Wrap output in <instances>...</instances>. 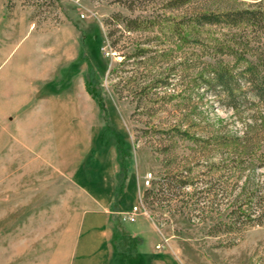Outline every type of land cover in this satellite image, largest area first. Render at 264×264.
I'll list each match as a JSON object with an SVG mask.
<instances>
[{
  "label": "rangeland",
  "instance_id": "374dc122",
  "mask_svg": "<svg viewBox=\"0 0 264 264\" xmlns=\"http://www.w3.org/2000/svg\"><path fill=\"white\" fill-rule=\"evenodd\" d=\"M171 1L0 0V264L75 263L87 208L97 204L86 174L99 171L98 153L114 171L113 148L124 178L117 199L129 178L114 214L139 228L148 253L125 264H264V101L246 83L237 108L195 86L211 61L237 72L246 61L239 53L263 55L264 21L205 25L186 40L171 27L192 11L260 0ZM126 18L145 19L146 28L130 30ZM225 39L236 55L213 48ZM139 47L150 52L123 63ZM130 78L168 84L159 81L137 108ZM181 171L195 185L144 200L146 188L157 191L156 181ZM195 187L213 190L191 197ZM249 191L263 221L227 231L236 195L249 204Z\"/></svg>",
  "mask_w": 264,
  "mask_h": 264
},
{
  "label": "trees",
  "instance_id": "16d2710c",
  "mask_svg": "<svg viewBox=\"0 0 264 264\" xmlns=\"http://www.w3.org/2000/svg\"><path fill=\"white\" fill-rule=\"evenodd\" d=\"M187 1L189 0H172L171 5L173 7H178L187 3ZM255 6V8L245 7L238 9H225L222 11H215L209 9L192 11L190 14H185L181 16V18L172 21V34L178 35L181 38L180 40H186V38H188L193 31H197L199 34L200 30L205 25L226 24L228 26H246L248 24L258 22L261 19H263L264 21V0H260L255 4ZM144 24L145 19H125V25L130 30L145 29L146 26H144ZM116 42L117 40L113 42V45H115ZM228 42L229 40L227 39L221 40L218 43H214L213 48L222 54L234 55L235 53L236 55L237 51L234 50L231 44ZM149 52L150 49L139 47L135 50V52H132L131 54H126L123 63H128L131 57H142ZM243 55L244 54L239 53L237 61L240 62L243 61L242 59H245V64H242L241 68L237 72L235 71L234 65L225 62L223 59L209 62L204 67V71L200 72V74H198L197 78L195 79V86L202 88L205 87V89L211 90L212 92H216L218 94L222 93L225 96L227 105L232 108H237L239 105L238 97L239 94L242 93V85L246 83L250 87V89H252L254 95L259 100L264 101V54H258L257 56H255L254 60H248ZM152 81L148 83L149 85L142 86L141 84L136 85V81L134 78H130L128 81H125V87L126 85L132 86V90H130V92L134 94V97H138V102L136 106L137 108H140L141 102L144 99H148V96L150 97L151 94H154V92L152 91V87L157 85L159 81H163V83L168 84V82H165L164 79L156 80L154 82ZM125 89L126 88H122V91H124ZM87 90L92 94L94 99L100 100L99 94L97 93V91L90 88L89 82H87ZM117 91L121 90L117 89ZM179 131L183 137L189 136L187 135L188 132H186L185 130ZM222 137L225 138L226 136ZM227 139L228 138H225L222 141H226ZM237 139L240 140V138ZM243 157L245 156H242L241 159H244ZM237 163H239L238 160ZM238 165L240 164H236V166L233 168L234 174H237L239 172L238 167L240 166ZM236 168L237 170H235ZM230 169L232 168H229V170ZM121 171L118 175V181L122 179L124 181V178L121 179ZM156 183L158 185L157 191L154 187L146 188L144 193L145 201L149 202L151 201V199L154 200L160 194L174 196L180 194V192L183 190V187L188 183L191 185H195V182H192L188 178H186V175L183 174V171L174 172L173 174H170L167 177L160 178L158 181H156ZM196 187L194 189V192L191 194V197L192 195L197 196L200 195V193L203 194L204 192H211L212 189L206 188L205 190L202 189L199 191ZM243 195H236V203L239 204L234 206L231 210V222L230 226H228L227 231H230L235 227L237 228L239 226V223H252L255 221H263L262 212L257 210L258 208L255 207V204H257L258 201H255V192L249 191L247 194L245 193V196H247L249 199V204L248 202L246 204V201H242L241 197ZM199 197L200 196L197 197V200L199 199ZM171 198L172 197H170V199ZM244 205H247L246 208ZM112 217L115 221L117 231V238L115 241L116 249L119 253H126L124 257L126 263V261H129L134 257H138L139 255H141V251L139 250V247L142 245V242L140 240L141 237H133L131 235L130 230L126 227L125 222H122V217L119 214H113ZM126 240L131 242V244L127 246V249H123L122 247Z\"/></svg>",
  "mask_w": 264,
  "mask_h": 264
},
{
  "label": "crops",
  "instance_id": "0c3cea01",
  "mask_svg": "<svg viewBox=\"0 0 264 264\" xmlns=\"http://www.w3.org/2000/svg\"><path fill=\"white\" fill-rule=\"evenodd\" d=\"M18 65L21 64H15V68H18ZM19 68L21 67L19 66ZM4 75L6 76V73ZM113 153L115 154V157ZM110 154L111 164L112 159L114 158L117 162V166L114 164L112 165V168L115 167L114 171L109 170L108 164L103 163L104 160L102 156H100V153H98L99 163L96 165L100 166L99 171L96 172V174H86V179L89 181L90 187H93L90 188V191L92 192L90 193V196L97 204L93 207L90 206L87 208V214L85 215L83 231L79 240L77 256L74 264H116V260L120 255V253L117 252L115 245L117 231L112 216L115 212L120 211H115V205L117 204V201L119 204V201H121L124 194H126V191L129 188V178L126 187H124L125 192H123V195H121V197L119 196L117 199L116 194L120 165L116 148H113ZM122 204L120 203V206L124 210ZM125 225L130 230L133 237L140 236L141 231L137 226H133L131 223H125ZM141 255L142 256L138 257H145L143 260L146 261L148 253L143 250L141 251Z\"/></svg>",
  "mask_w": 264,
  "mask_h": 264
},
{
  "label": "built area",
  "instance_id": "2783aa9c",
  "mask_svg": "<svg viewBox=\"0 0 264 264\" xmlns=\"http://www.w3.org/2000/svg\"><path fill=\"white\" fill-rule=\"evenodd\" d=\"M149 182L150 181L147 180V183H149ZM138 212H139V207L138 206H134L133 210L131 211L130 214H127L126 218H129L130 220H135Z\"/></svg>",
  "mask_w": 264,
  "mask_h": 264
}]
</instances>
